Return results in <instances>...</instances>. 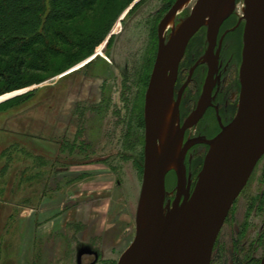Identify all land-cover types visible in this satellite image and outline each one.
<instances>
[{
  "label": "rangeland",
  "instance_id": "rangeland-1",
  "mask_svg": "<svg viewBox=\"0 0 264 264\" xmlns=\"http://www.w3.org/2000/svg\"><path fill=\"white\" fill-rule=\"evenodd\" d=\"M175 1L98 0L65 26L86 34L82 45L96 41L72 61L51 55L48 72L34 73L39 82L0 96V264H118L132 244L145 96L158 26ZM263 174L234 205L241 221Z\"/></svg>",
  "mask_w": 264,
  "mask_h": 264
},
{
  "label": "water",
  "instance_id": "water-1",
  "mask_svg": "<svg viewBox=\"0 0 264 264\" xmlns=\"http://www.w3.org/2000/svg\"><path fill=\"white\" fill-rule=\"evenodd\" d=\"M187 1L176 0L158 26V52L145 96V162L136 236L118 264H211L224 221L264 155V0H245L238 113L208 141L210 148L196 184L192 191L187 187L183 137L205 106L200 105L190 121L180 126L179 102L174 98L179 66L201 27H208L211 43L216 39L236 0H194L190 13L167 36L166 26ZM172 105L162 144L163 118ZM171 170L177 174L173 201L167 199L166 188Z\"/></svg>",
  "mask_w": 264,
  "mask_h": 264
},
{
  "label": "flooded vegetation",
  "instance_id": "flooded-vegetation-1",
  "mask_svg": "<svg viewBox=\"0 0 264 264\" xmlns=\"http://www.w3.org/2000/svg\"><path fill=\"white\" fill-rule=\"evenodd\" d=\"M241 1L245 5V0H236L235 9L223 21L212 43L208 40V27H201L189 42L179 66L174 98L179 102L180 126L183 127L190 121V117L200 105L205 106L203 113L185 129L183 137V146L186 148L184 161L187 187L190 186L191 191L210 148L208 141L216 137L238 113L246 24ZM185 15L186 13L180 17ZM255 171L264 173L262 159L256 164L253 173ZM166 186L171 192L167 199L173 201L177 195V174L174 170L168 173ZM246 186L233 203L217 236L211 264L262 263L264 222L262 223V219L258 220V216L264 209V186L262 192L252 197L248 206L250 211L248 214L246 212L244 221H241L243 215L237 216V208H234V205Z\"/></svg>",
  "mask_w": 264,
  "mask_h": 264
},
{
  "label": "trees",
  "instance_id": "trees-1",
  "mask_svg": "<svg viewBox=\"0 0 264 264\" xmlns=\"http://www.w3.org/2000/svg\"><path fill=\"white\" fill-rule=\"evenodd\" d=\"M169 1L171 5L175 0ZM97 4L98 0H0V56L4 57L0 61V96L26 86L31 79L36 81L34 73L48 72L51 55L66 54L72 61L79 47L87 48L96 41L90 36L82 45L79 37L86 34H70L65 26ZM58 43L67 48L59 46V51Z\"/></svg>",
  "mask_w": 264,
  "mask_h": 264
},
{
  "label": "bare ground",
  "instance_id": "bare-ground-1",
  "mask_svg": "<svg viewBox=\"0 0 264 264\" xmlns=\"http://www.w3.org/2000/svg\"><path fill=\"white\" fill-rule=\"evenodd\" d=\"M194 0H189L187 1L179 10L176 18H174L172 21H170V23L166 26L165 32L168 34V32H171L172 30H174V27L176 25V21L177 19L184 15L187 11L191 10L192 5L194 4ZM236 6V5H235ZM235 9V7H234ZM243 12L245 11V5L242 6ZM172 110H173V105L172 107L169 108V110L166 112L164 118H163V128H162V132H161V137L160 140L162 141V144L165 141V137L167 134V130H168V126H169V122H170V118L172 115ZM176 124H178V122L176 121ZM176 126V125H175ZM181 150V149H180ZM186 154V153H185ZM248 183V182H247ZM247 185V184H246ZM244 189V188H243Z\"/></svg>",
  "mask_w": 264,
  "mask_h": 264
}]
</instances>
